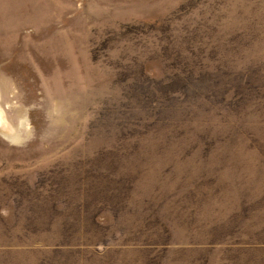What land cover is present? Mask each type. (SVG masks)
Returning a JSON list of instances; mask_svg holds the SVG:
<instances>
[{
	"label": "rangeland",
	"instance_id": "obj_1",
	"mask_svg": "<svg viewBox=\"0 0 264 264\" xmlns=\"http://www.w3.org/2000/svg\"><path fill=\"white\" fill-rule=\"evenodd\" d=\"M0 264H264V0H0Z\"/></svg>",
	"mask_w": 264,
	"mask_h": 264
},
{
	"label": "trees",
	"instance_id": "obj_2",
	"mask_svg": "<svg viewBox=\"0 0 264 264\" xmlns=\"http://www.w3.org/2000/svg\"><path fill=\"white\" fill-rule=\"evenodd\" d=\"M182 95L187 99V98H189V97H187V96H185V94L184 93H182ZM171 100H173L172 98H171Z\"/></svg>",
	"mask_w": 264,
	"mask_h": 264
}]
</instances>
